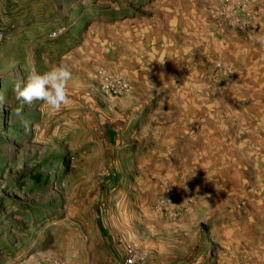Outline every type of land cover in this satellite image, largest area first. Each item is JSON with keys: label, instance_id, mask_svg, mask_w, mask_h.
<instances>
[{"label": "rangeland", "instance_id": "1", "mask_svg": "<svg viewBox=\"0 0 264 264\" xmlns=\"http://www.w3.org/2000/svg\"><path fill=\"white\" fill-rule=\"evenodd\" d=\"M0 34V264H264V0H0Z\"/></svg>", "mask_w": 264, "mask_h": 264}, {"label": "clouds", "instance_id": "2", "mask_svg": "<svg viewBox=\"0 0 264 264\" xmlns=\"http://www.w3.org/2000/svg\"><path fill=\"white\" fill-rule=\"evenodd\" d=\"M57 33H52L55 38ZM3 39V34H0ZM71 80V72L68 66L61 63L45 73H39L35 67L28 73L26 80L15 83L13 92L19 108L14 115L22 119V111L25 105L31 107L35 102H42L50 111H59L62 105L68 102L67 85ZM5 103V97L0 95V106ZM129 264H135L130 260Z\"/></svg>", "mask_w": 264, "mask_h": 264}, {"label": "built area", "instance_id": "3", "mask_svg": "<svg viewBox=\"0 0 264 264\" xmlns=\"http://www.w3.org/2000/svg\"><path fill=\"white\" fill-rule=\"evenodd\" d=\"M115 86H116V89H117V92L116 93H119L120 91L126 89L127 87V84L122 80V79H117L115 81ZM138 258L137 254L135 253H129L125 259V262L126 264H129V261L130 260H134Z\"/></svg>", "mask_w": 264, "mask_h": 264}]
</instances>
